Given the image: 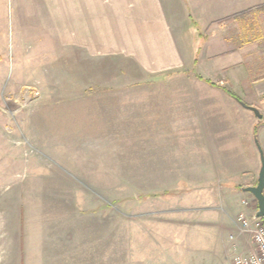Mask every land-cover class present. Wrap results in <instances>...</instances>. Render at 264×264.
I'll return each instance as SVG.
<instances>
[{
  "label": "rangeland",
  "instance_id": "374dc122",
  "mask_svg": "<svg viewBox=\"0 0 264 264\" xmlns=\"http://www.w3.org/2000/svg\"><path fill=\"white\" fill-rule=\"evenodd\" d=\"M209 17L197 22L200 31H194L196 42ZM234 20L228 30L235 43L264 44V5ZM249 55L246 67L251 81L238 85L226 84L221 75H206L200 85L184 83L187 77L200 79L201 71L189 72L186 77L174 73L166 83L153 85L152 76L133 69L119 71L118 65L108 69L113 64L104 70L96 64L92 70L15 72L8 82L11 85L0 87V240L9 236H1L3 226H16L18 206L25 204L26 222L38 221V216L50 215L54 209L70 219L66 226L30 227L28 222L27 226L30 231L32 228V239L39 227L60 237L68 250H74L75 264H81L80 259L84 264H219L200 261L203 255L185 253L178 229L185 221L187 226L206 221L204 208L181 213L186 205H215L225 186L234 189L256 184L260 161L255 140L264 152V94L254 92L253 82L264 79V45ZM203 56L199 54L200 59ZM12 57L11 52L6 55L9 62ZM103 82L107 87L100 86ZM227 91L241 101L238 103ZM68 92L97 99L73 104L76 111L79 107L91 110L81 118L78 111L65 119L53 118L51 112L61 104L56 100ZM101 94L114 96L117 103H111L112 109L104 113L93 112L102 106L98 99ZM147 96H176L174 100L184 101L170 111L165 134L149 127ZM121 97H125L123 104L119 103ZM241 102L256 107L261 117ZM121 106L127 107L124 112H120ZM208 148L214 162L228 165L224 171L231 182L216 180L214 167L207 165ZM231 154L234 161L232 157L227 163ZM165 170L171 174L167 182L162 179ZM183 177L193 182L179 181ZM244 194L240 203L256 211L253 196ZM77 212L83 226H72ZM48 224L55 225V220ZM202 229L205 232L207 228ZM194 249L193 253H203L205 247L196 245ZM33 251L38 253V249ZM55 261L61 262L58 257Z\"/></svg>",
  "mask_w": 264,
  "mask_h": 264
},
{
  "label": "crops",
  "instance_id": "0c3cea01",
  "mask_svg": "<svg viewBox=\"0 0 264 264\" xmlns=\"http://www.w3.org/2000/svg\"><path fill=\"white\" fill-rule=\"evenodd\" d=\"M262 5L264 0H0V87H4L5 83L10 86L11 83L8 82L20 70H92V66L96 64L102 70L113 64L108 69L118 65L119 71L133 69L150 75L153 85L166 83L174 73L186 77L189 72L194 71L203 72L202 79L192 80L187 77L184 78V83L200 85L205 82L203 77L206 75L215 78H220L221 75L226 84L246 83L251 79L246 67L249 54L260 51L264 44H246L244 40L235 43V36L228 30V25L235 23V20H217ZM207 15L210 17L205 21L203 33L198 35L196 42L194 31H200L197 22ZM189 30L193 34L188 33ZM9 52L13 55L10 62L6 58ZM200 53L204 54L201 59ZM38 63H49L51 66L45 69L38 66ZM263 81L264 79L253 82L254 92L258 95L264 94V84H261ZM106 85L105 82L100 84L102 87H107ZM69 93L65 98L56 100L61 104H58L55 114L51 112L53 118L65 119L77 111L81 118V115L91 110H81L79 107L76 111L73 104L97 99V96L86 93ZM168 97L146 98V118L150 120L149 127L159 129L157 133L165 134V120L171 118L170 111L176 104L184 102L174 100L176 96ZM113 98L114 96L101 94L98 99L102 106L98 105V109L95 108L93 112L104 113L105 110L112 109L111 103H117ZM123 99L125 97H121L119 103L123 104ZM116 106L114 109L118 112ZM126 108L121 106L120 112H124ZM191 115L195 117V112L192 111ZM155 119L162 120V123ZM53 126L60 129L58 124ZM5 129L4 127L3 131ZM222 150L225 151L224 148ZM208 151L210 154L207 153L206 158L210 162L206 160L209 162L206 163L214 167L216 180L219 178L225 184L231 182V177L224 171L228 165L214 162L211 159L212 149L208 148ZM231 155L227 163L231 162L232 157V162L234 161L235 156ZM178 163L176 164L179 165ZM173 166L176 167L175 164ZM170 175V171L165 170L162 174L163 182L169 181ZM178 175L181 176L180 173ZM187 176L192 178L193 174ZM179 181L192 180L183 177ZM223 189L224 193L215 200V205H186L181 211L187 215L190 209L200 212L204 208L206 216H203L206 221L202 225L187 226L185 221L179 224L178 229L181 233L180 246L184 247L185 253L207 257L206 260L202 258V262L215 260L219 264H231L234 254L247 256L254 251L250 235L241 231L234 218L239 213L254 215L255 211L240 203V199L244 198L241 187L232 189L228 185ZM215 194L217 197V193ZM17 210V225L2 228L1 236H9L0 240L3 253L0 264H75L74 250H68L56 234L46 233L39 227L38 235L34 239L30 237L32 228L31 231L29 228L33 226H66V221L70 219L67 220L64 213L60 214L54 209L50 215L38 216V221L29 219V227L25 204L19 205ZM40 211L39 208V213ZM80 214H73L72 226H83ZM52 220H55V225L48 224ZM202 228L207 229L204 232ZM59 234L61 231L58 236ZM196 245L205 247L203 253H193ZM44 247L46 254L43 255ZM57 248H60L58 252ZM33 249H38V253L33 254ZM57 257L61 262L55 261ZM79 262L84 264L81 259Z\"/></svg>",
  "mask_w": 264,
  "mask_h": 264
},
{
  "label": "built area",
  "instance_id": "2783aa9c",
  "mask_svg": "<svg viewBox=\"0 0 264 264\" xmlns=\"http://www.w3.org/2000/svg\"><path fill=\"white\" fill-rule=\"evenodd\" d=\"M236 221L241 231L250 235L254 251L247 256L234 254L231 264H264V224L262 219L253 216L248 218L244 214H239Z\"/></svg>",
  "mask_w": 264,
  "mask_h": 264
},
{
  "label": "water",
  "instance_id": "95a60500",
  "mask_svg": "<svg viewBox=\"0 0 264 264\" xmlns=\"http://www.w3.org/2000/svg\"><path fill=\"white\" fill-rule=\"evenodd\" d=\"M241 104L245 108L252 111L253 114L255 116H257L258 118L261 117V114L259 113V111L256 107L251 106V105H247V104L242 103V102H241ZM255 142L257 145L256 148H257L258 153H259V161H260V167H259V171H258L256 184L243 187L242 190L244 192L251 194L256 201V211L254 212L253 217L254 218H264V152H263L260 144H258L259 142L257 140H255Z\"/></svg>",
  "mask_w": 264,
  "mask_h": 264
},
{
  "label": "trees",
  "instance_id": "16d2710c",
  "mask_svg": "<svg viewBox=\"0 0 264 264\" xmlns=\"http://www.w3.org/2000/svg\"><path fill=\"white\" fill-rule=\"evenodd\" d=\"M256 8H257V7H251V8H248V9H246V10L240 11V12H238V13L232 14V15H230V16H226V17H224V18H221V19H219V20H217V21H218V22H222V21L227 20V19H232V18L235 19L236 16H239V17H241V16H246V14H248L249 12L255 10ZM227 93H228L230 96H232L236 101H238V102L241 101L240 98H239L235 93H233V92H231V91H227ZM261 100H264V95H262ZM262 222H263V224H264V218H262Z\"/></svg>",
  "mask_w": 264,
  "mask_h": 264
}]
</instances>
